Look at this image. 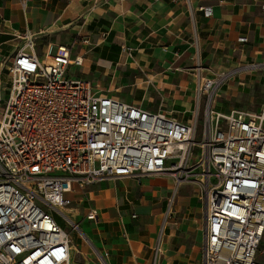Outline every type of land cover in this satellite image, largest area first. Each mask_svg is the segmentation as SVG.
Returning <instances> with one entry per match:
<instances>
[{"label": "built area", "instance_id": "1", "mask_svg": "<svg viewBox=\"0 0 264 264\" xmlns=\"http://www.w3.org/2000/svg\"><path fill=\"white\" fill-rule=\"evenodd\" d=\"M15 1L25 11L29 0ZM25 40L9 59L7 81L0 80V264H71L74 248L53 217L79 231L63 213L65 196L78 198L104 180L152 175L170 176L175 190L196 175L204 204L200 264H264L257 259L264 256V93L252 113L212 109L227 81L264 62L198 73L196 109L183 121L74 75L69 68L84 65L87 38L77 35L41 56L32 36ZM97 216L87 211L89 219Z\"/></svg>", "mask_w": 264, "mask_h": 264}, {"label": "crops", "instance_id": "2", "mask_svg": "<svg viewBox=\"0 0 264 264\" xmlns=\"http://www.w3.org/2000/svg\"><path fill=\"white\" fill-rule=\"evenodd\" d=\"M14 2L0 0V60L19 34L44 43V51L69 45L79 35L90 43L80 77L139 98L159 93L173 101L176 112L195 109L198 73L207 77L264 62L263 0H29L25 11ZM125 48L133 51L131 58ZM126 103L140 105L141 99ZM132 180L128 188L120 182L118 189L98 190L101 199L86 208L98 216L83 235L94 251L73 247L71 264H200L203 223L200 238L193 240L187 231L177 236L176 224L163 218V200L129 201L142 181ZM84 195L92 200L93 192L86 188L78 201ZM118 199L126 210H120ZM191 202L184 208L197 214Z\"/></svg>", "mask_w": 264, "mask_h": 264}, {"label": "rangeland", "instance_id": "3", "mask_svg": "<svg viewBox=\"0 0 264 264\" xmlns=\"http://www.w3.org/2000/svg\"><path fill=\"white\" fill-rule=\"evenodd\" d=\"M14 3L17 4V1H15ZM32 40L36 47V53L39 56L43 55L45 47L44 43L42 44L39 41H35L34 39ZM25 42L26 40L24 36L19 34V36L17 35L12 37L7 43L5 47L6 53L5 55L3 54L1 56L0 60V80L2 83L7 81L8 76L6 72V66L9 62L11 52L17 50L20 47H23ZM253 63L255 62H248L247 64L241 65V67ZM69 69H71L74 75L81 76V67H70ZM83 80L85 79L83 78ZM87 80L90 82L91 86L94 89L100 90L103 93H106L108 91L109 95H114L121 101L132 102L133 100L141 99L140 106H142V108L146 107L150 111L158 112L160 110L161 112H164L170 116H175L176 118L181 116H191V114H187V112L183 113V111L179 110L176 112L173 106V101L165 100L159 93H155V95L149 94L148 96L139 98L137 93L129 92V90L120 89L113 91V87H109L107 84H104V82L99 81L97 85L95 80H89V78ZM263 80L264 69L250 67L242 68L238 74H236L229 81H227L224 86H222L220 92L218 93V97L213 101L212 109L221 113H227L231 110L250 113L257 111L260 103L262 102L261 100L264 93ZM194 102L195 100L193 99V104ZM204 103L205 99L201 100L199 103L200 112L203 109ZM194 110H191V112ZM199 130L195 137L196 142H199L201 139ZM198 152V149H194L192 154L196 155ZM131 180L132 179H118L110 181L104 180L95 183V185L93 186H89L88 190H92L93 192L92 200H88V197L86 195H84L85 199L82 202L78 201L77 197L74 194H68L65 196L67 199H69L70 203L67 206V209L63 211V213L66 214L65 216L68 219L79 226V231H75L74 229H72L71 225L67 222L66 219L63 218V216L61 217L53 213V217L57 224L62 228V230H64L68 234L73 247H77L78 250L81 245L84 246L83 249L92 248V245L89 244L84 238V236L87 237V234H89L88 225L90 224V221H93L87 217L88 210H86V208L94 207L95 203L101 199L102 193H98V190L101 189V186L105 185L106 187L118 189L120 187V182L124 183V186L127 187L128 183H130ZM140 180L142 181L140 182V185L137 186L136 194L131 200L128 199L129 201H132L133 205H144L145 202L163 200V218H165L166 222H174L176 224V235L180 236L183 234L184 236L185 232L187 231L189 234H191L190 236H192L193 240L196 238V236L197 239L200 238V230L203 223L204 204L203 200L200 199L201 192L199 189V184L196 181V175L190 179L191 181L180 185L176 190L174 186V180L167 175H164L163 177L152 175ZM154 193H156L155 196L153 195ZM121 201H119L120 210H126L127 207L121 206ZM190 202L193 204L194 208H197V214L191 213L189 211L190 209L188 208H184L188 204H190ZM124 203L126 202L124 201ZM161 234H163V224L160 230V235ZM259 250H264V239L260 243ZM257 259L264 262V256H258ZM74 260L75 259L72 260L73 263Z\"/></svg>", "mask_w": 264, "mask_h": 264}, {"label": "trees", "instance_id": "4", "mask_svg": "<svg viewBox=\"0 0 264 264\" xmlns=\"http://www.w3.org/2000/svg\"><path fill=\"white\" fill-rule=\"evenodd\" d=\"M263 86H264V80H263Z\"/></svg>", "mask_w": 264, "mask_h": 264}]
</instances>
